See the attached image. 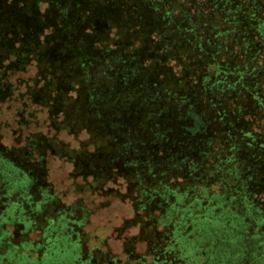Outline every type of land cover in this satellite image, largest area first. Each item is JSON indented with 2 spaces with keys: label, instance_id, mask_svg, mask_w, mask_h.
I'll list each match as a JSON object with an SVG mask.
<instances>
[{
  "label": "trees",
  "instance_id": "trees-1",
  "mask_svg": "<svg viewBox=\"0 0 264 264\" xmlns=\"http://www.w3.org/2000/svg\"><path fill=\"white\" fill-rule=\"evenodd\" d=\"M42 1L0 0V264H264V0H77L71 30ZM115 203L121 251L89 249Z\"/></svg>",
  "mask_w": 264,
  "mask_h": 264
},
{
  "label": "rangeland",
  "instance_id": "rangeland-1",
  "mask_svg": "<svg viewBox=\"0 0 264 264\" xmlns=\"http://www.w3.org/2000/svg\"><path fill=\"white\" fill-rule=\"evenodd\" d=\"M56 3H50L46 0L40 2L39 6L45 11H47L51 6L57 5V9L59 8L62 10V14L64 16H71L70 21V27L68 30H71V28H81V22L84 16H89V12L92 9L94 13H96L95 8H85V6L81 5V7H76L77 0H54ZM19 5V4H17ZM22 8V7H21ZM20 8V9H21ZM102 16H107L111 12V10H101ZM107 13L106 15L104 13ZM4 10H2L0 6V14H3ZM57 13L55 12L54 15ZM47 18V17H45ZM4 18L0 16V21ZM99 18H95L91 24L95 25L97 27V30H100V25L97 22ZM38 20L36 21V18L27 19L25 15L21 16V18L17 21V28H39ZM56 19L53 18V22L51 21V25L48 27L43 26V28H59V25L56 24ZM16 29V26L13 25ZM94 29V28H93ZM48 32L46 34L50 33V29L47 30ZM45 34V35H46ZM36 34L34 33L33 36ZM60 44L65 45V42H60ZM116 83L115 92L118 93V90H122L124 87V84L120 82V79L118 78ZM10 103V102H9ZM5 104L0 112V123L2 124V129L0 130L1 136H2V142L4 144L10 146L16 143L17 137L20 134V131L18 129V123L16 116V107L17 105L15 103ZM128 107V108H127ZM125 106V115H127L128 111L130 110L131 105ZM132 108V107H131ZM165 112V111H164ZM48 182L51 184V186L54 188L57 195L62 197L65 201L70 202L73 201L75 196L69 195L65 197L66 190L69 188L71 182L68 179L69 172L71 171V166L60 162V160L57 159H51L48 161ZM124 214L119 204H113L110 207H107L105 209H98L95 214L90 217L89 222L83 227L84 234H87L90 237V242H88V248H95L98 246L99 242L95 241V237L98 236L99 239H106V243L108 244L111 251L114 253H119L121 251V241H117L115 237V231L114 228L119 225L121 216ZM36 237V236H35Z\"/></svg>",
  "mask_w": 264,
  "mask_h": 264
}]
</instances>
